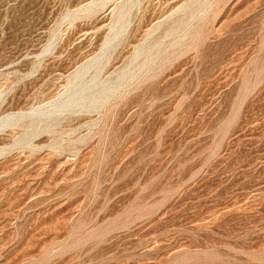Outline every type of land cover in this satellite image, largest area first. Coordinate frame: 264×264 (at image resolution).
Masks as SVG:
<instances>
[{"label": "rangeland", "instance_id": "obj_1", "mask_svg": "<svg viewBox=\"0 0 264 264\" xmlns=\"http://www.w3.org/2000/svg\"><path fill=\"white\" fill-rule=\"evenodd\" d=\"M0 264H264V0H0Z\"/></svg>", "mask_w": 264, "mask_h": 264}]
</instances>
